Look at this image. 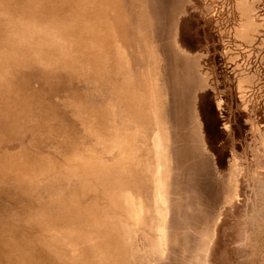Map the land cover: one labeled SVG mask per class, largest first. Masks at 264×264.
I'll list each match as a JSON object with an SVG mask.
<instances>
[{
	"label": "rangeland",
	"instance_id": "1",
	"mask_svg": "<svg viewBox=\"0 0 264 264\" xmlns=\"http://www.w3.org/2000/svg\"><path fill=\"white\" fill-rule=\"evenodd\" d=\"M0 264H264V0H0Z\"/></svg>",
	"mask_w": 264,
	"mask_h": 264
}]
</instances>
